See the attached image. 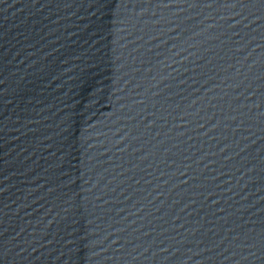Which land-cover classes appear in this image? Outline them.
Returning a JSON list of instances; mask_svg holds the SVG:
<instances>
[{"label":"water","instance_id":"water-1","mask_svg":"<svg viewBox=\"0 0 264 264\" xmlns=\"http://www.w3.org/2000/svg\"><path fill=\"white\" fill-rule=\"evenodd\" d=\"M0 264H264V0H0Z\"/></svg>","mask_w":264,"mask_h":264}]
</instances>
